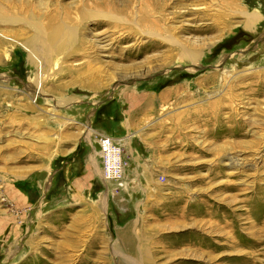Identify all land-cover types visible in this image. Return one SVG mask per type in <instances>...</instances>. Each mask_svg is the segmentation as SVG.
<instances>
[{
    "label": "rangeland",
    "instance_id": "1",
    "mask_svg": "<svg viewBox=\"0 0 264 264\" xmlns=\"http://www.w3.org/2000/svg\"><path fill=\"white\" fill-rule=\"evenodd\" d=\"M0 9V264H264V0ZM239 10L260 15L254 30ZM59 25L72 48L33 58L26 38ZM126 89L152 114L101 155L110 135L85 112L120 117L126 103L106 101Z\"/></svg>",
    "mask_w": 264,
    "mask_h": 264
},
{
    "label": "crops",
    "instance_id": "2",
    "mask_svg": "<svg viewBox=\"0 0 264 264\" xmlns=\"http://www.w3.org/2000/svg\"><path fill=\"white\" fill-rule=\"evenodd\" d=\"M152 94H154L156 96H159V92L155 91H151ZM137 95V96H136ZM144 96L142 94H137V91H132V90H122L118 93V96L115 98L114 95H112L110 98H107L108 100L106 102H110L113 99H116L115 103H126V108L124 111H121V116L120 117H116V115L119 116V114H111L109 112L108 107L106 108V111H103L101 113L100 116H97L98 113V107L94 108L91 107L88 112L86 113V122L89 124H91L92 128H94V123L96 122V131L97 133H104V134H108L111 137H113L114 139L118 140L119 143H121L123 146H129L130 148L133 145V139L135 137L139 138L140 134H143L145 132V128L144 126H141L140 129L136 128L137 123V118L139 117H143L151 115L152 112L151 110L149 113L145 112L146 111V107H143V103H139L138 99L140 100L141 98H143ZM136 98H138L137 100H135ZM85 104L87 103V105H90V102L88 101H83ZM105 102V103H106ZM128 104V105H127ZM98 110V111H97ZM141 115V116H140ZM140 122V121H139ZM107 123H112L114 126L113 127H108L106 124ZM143 144H137L136 146V150H138V148L140 149H148L149 146L145 145L144 143H146L145 140H141ZM136 176V178L140 179L141 177L144 176V174L138 170L135 171L134 173ZM161 177L163 176L162 174L160 175ZM143 189V188H142Z\"/></svg>",
    "mask_w": 264,
    "mask_h": 264
},
{
    "label": "bare ground",
    "instance_id": "3",
    "mask_svg": "<svg viewBox=\"0 0 264 264\" xmlns=\"http://www.w3.org/2000/svg\"><path fill=\"white\" fill-rule=\"evenodd\" d=\"M77 8V7H76ZM80 8V7H79ZM82 8V7H81ZM1 10V9H0ZM75 10V9H73ZM78 10V9H77ZM81 10V9H80ZM2 11H0L1 13ZM32 12V11H31ZM7 13V12H6ZM82 13V12H81ZM96 13H100L99 11H97ZM239 13H241L242 15L245 16V27L248 30H254L253 28L255 27L256 23L258 22V20L260 19V15L257 13H247L246 11H240ZM69 14V13H68ZM30 15V14H29ZM73 15V14H72ZM82 15H84L82 13ZM240 15V14H239ZM79 16V15H77ZM31 17V16H29ZM67 17V16H66ZM70 17V16H69ZM67 17V18H69ZM72 17V16H71ZM74 18V15H73ZM111 19L114 20H118V17L115 15L110 17ZM35 19V17H34ZM70 19V18H69ZM81 19V18H80ZM32 20V19H31ZM79 20V19H78ZM2 21L10 23L11 21L7 20V18L2 17ZM64 21H66L64 19ZM68 21V20H67ZM60 22V21H59ZM62 22V21H61ZM70 22V21H69ZM72 22V21H71ZM70 22V23H71ZM75 22V21H73ZM72 22V23H73ZM82 22V21H81ZM12 23H14V21H12ZM64 23V22H63ZM62 23V24H63ZM68 23V22H67ZM76 23V22H75ZM73 23V24H75ZM132 24L136 23V21L134 19H132L131 21ZM29 24V23H26ZM60 24V23H59ZM76 26V25H75ZM33 27V26H32ZM76 29L74 28V26H65V25H59L57 27H55L52 32H50V34L47 32H44L42 30V28H37L35 29V33L32 37L26 38V43L24 44L25 48L30 52V55L36 59V57L39 59L41 54H44V50L50 49V50H55L54 48L58 49H63V47H71L72 48V41L75 39L76 37ZM79 36V35H78ZM168 42L174 44V45H178L181 46L183 48V50L181 52L184 53V56L189 58V59H194L197 58L199 56V50L198 48H196V46L194 47H189L188 45H183L180 44V42H178L175 38H173L172 36L167 37L166 38ZM72 42V43H71ZM193 43V42H190ZM171 44V45H172ZM35 45L39 46V48L42 50L40 55L39 53L36 52V49L34 48ZM211 46V45H210ZM66 48V49H67ZM70 48V49H71ZM57 51V50H55ZM61 51V50H60ZM51 53V52H50ZM53 53V52H52ZM101 155L103 154H107V155H111L113 154L112 151V147L111 145H106V143H103V140H101V150H100ZM115 167V166H114ZM108 178V176L106 177Z\"/></svg>",
    "mask_w": 264,
    "mask_h": 264
},
{
    "label": "built area",
    "instance_id": "4",
    "mask_svg": "<svg viewBox=\"0 0 264 264\" xmlns=\"http://www.w3.org/2000/svg\"><path fill=\"white\" fill-rule=\"evenodd\" d=\"M101 140H103V143H106V145H111V147H112V151H113V154H111L112 156H114L115 155V153H116V149H114V146L117 144V143H119V141L118 140H116V139H114L113 137H110V136H101V139H100V145H101ZM103 155H105V156H111V155H107V154H103ZM111 161H112V164H113V166H112V168H114V169H116V171L114 170V174L116 175L117 174V169H119L120 167L117 165V160L116 159H114V158H112L111 159ZM115 166V167H114ZM104 172V171H103ZM106 175V174H105ZM106 176H108V175H106ZM110 176V175H109ZM108 176V177H109ZM104 178V177H103Z\"/></svg>",
    "mask_w": 264,
    "mask_h": 264
}]
</instances>
